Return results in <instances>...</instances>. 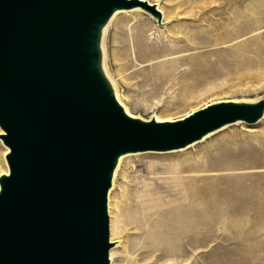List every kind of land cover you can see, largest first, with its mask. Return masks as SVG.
Masks as SVG:
<instances>
[{"label":"water","instance_id":"obj_1","mask_svg":"<svg viewBox=\"0 0 264 264\" xmlns=\"http://www.w3.org/2000/svg\"><path fill=\"white\" fill-rule=\"evenodd\" d=\"M140 0H0V264H110L108 195L122 155L187 147L264 98L211 103L185 118L129 114L102 65V31Z\"/></svg>","mask_w":264,"mask_h":264},{"label":"rangeland","instance_id":"obj_2","mask_svg":"<svg viewBox=\"0 0 264 264\" xmlns=\"http://www.w3.org/2000/svg\"><path fill=\"white\" fill-rule=\"evenodd\" d=\"M148 1L159 5L162 23L146 10L123 12L104 39L107 69L128 111L143 119L157 115L176 120L213 101L264 98V65L255 61L195 88L188 86L192 78L185 75L193 71L189 54H202L220 66L235 45L242 46L244 56L264 47V0ZM237 11L251 12L253 20L234 26ZM228 30L231 37L221 42ZM142 33L150 42L163 39L166 47L170 40L188 47L152 57ZM194 40L205 44L198 47ZM4 146L0 138L5 169L0 172L7 171ZM177 177L186 181V193L196 195L186 196L182 207L175 208L180 198L154 194L164 201L158 206L168 209L166 215H150L145 208L148 189L172 185ZM109 211L110 237L116 241L112 264H264V118L253 125H227L175 152L123 157L109 192ZM195 211L204 222L192 231Z\"/></svg>","mask_w":264,"mask_h":264},{"label":"bare ground","instance_id":"obj_3","mask_svg":"<svg viewBox=\"0 0 264 264\" xmlns=\"http://www.w3.org/2000/svg\"><path fill=\"white\" fill-rule=\"evenodd\" d=\"M140 1H144V2H147L149 5L151 6H155L156 7V10L160 12L161 16L163 17V14H162V11L160 10L159 8V5L157 7V4L156 3H151L150 1L148 0H140ZM259 8V7H258ZM260 9V8H259ZM136 10H140V11H143L144 9L138 5V6H134L132 8H128V9H118L114 12V14L112 15V17L110 18V20L108 21V23L105 25V27L103 28V31H102V39H101V49H102V65H103V69L107 75V77L109 78V80L111 81V84L114 88V91H115V94H116V97L118 99V101L123 105V107L125 108V110L133 115L130 111L127 110V108L125 107V105L121 102L122 98H121V94L119 92V88L115 82V80L113 81L110 76V71L107 69V64H106V52H105V47H104V39H105V36H106V32H107V28L108 26L112 23V21L114 20V18L120 14V13H123V12H131V11H136ZM145 11V10H144ZM258 11L256 10L255 13H257ZM235 18L232 20V23L233 25L235 26L237 23H246L249 21V19L251 20L252 19V16H251V12L250 14H243L242 12L241 13H235ZM162 19V18H161ZM253 20V19H252ZM256 20V18L254 19ZM228 36H225L223 38V40H221V42L225 41V39H229V37H231V34L228 30L227 32ZM239 34V33H238ZM199 35V34H198ZM193 37V36H192ZM140 39H143L144 43L146 44L145 46L147 47L148 50L151 51L150 55H152V57H157L158 55H160L161 53H163L164 51L167 52L168 54H173V53H177V52H183L187 49V45L183 44V45H175V40L171 41L170 40V47H166V45H168L163 39H158L159 41H147L146 39V36L144 33H142L140 35ZM203 40L207 41V42H210L208 37L207 36H203L202 38ZM198 40V39H197ZM200 42L202 41H199V42H196L194 40V44H196L198 47L200 46L199 44H201ZM203 43V42H202ZM205 44V43H203ZM208 44L210 43H207L206 45L208 46ZM240 44V43H239ZM191 46V44H190ZM194 46V45H193ZM192 46V47H193ZM236 48L233 49V53L231 54V57L230 58H222L220 60V63H222L220 66L218 64H215L217 63L215 60H211V59H208V57L206 56H202V54L200 55H197V56H201L202 58L200 57H197L195 55H192V54H189V59L191 61V67H192V72H187L185 75H190V77L192 78V81L191 83L188 85L190 86L191 88H195L196 86H200L201 84L203 85L205 82H208V79L211 78L212 76H228V75H232L234 74L236 71V69H241V68H244L246 67L247 65H249L250 63L252 62H257L259 63L262 67L264 65V47H256L254 50H252V53H254V56H250V55H246L244 56L245 54L239 52L240 51V48L242 47L241 45H235ZM236 49V50H235ZM216 50V49H215ZM235 50V51H234ZM212 51V49L210 50ZM188 55V54H185L184 57ZM218 65V66H217ZM226 67V68H224ZM211 69V70H209ZM240 76V75H239ZM115 82V83H114ZM192 90V89H191ZM222 90V89H221ZM227 91V90H226ZM187 92V91H186ZM185 94V93H184ZM187 95V94H186ZM182 96V95H181ZM184 96V95H183ZM229 100H233V101H254V100H246V99H224V100H217V101H213L211 103H216V102H222V101H229ZM209 103V104H211ZM209 104L205 105V106H208ZM204 106V107H205ZM203 108V107H202ZM201 109V108H200ZM199 110V109H198ZM196 111V110H194ZM192 111V112H194ZM192 112H190L189 114H191ZM188 114V115H189ZM186 115V116H188ZM135 116V115H134ZM186 116L182 117V118H185ZM152 118H155L156 120L158 121H170L171 119H167V120H162L159 116H154ZM182 118H179V119H182ZM264 118V116H263ZM262 118V119H263ZM261 119V120H262ZM178 120V119H176ZM259 120V121H261ZM258 121V122H259ZM241 123L240 121L238 122H235V124H239ZM5 133L3 130L2 132H0V134H3ZM212 133H209L207 134L206 136H204L202 139H200L199 141L205 139L206 137H208L209 135H211ZM196 142L194 143H191L190 145H188L187 147L191 146L192 144H195ZM6 147L7 151L5 152L4 155L7 154V152L9 151L8 147L7 146H4ZM187 147H184V148H180V149H173V150H169V151H152V152H175V150H182V149H185ZM139 153H143V152H136V153H129V154H125V155H122L119 159V162H118V165L115 169V172H114V177H113V183H112V187H113V184H114V178L116 176V172L118 170V167L120 165V162L122 160V158L124 157H127L129 156L130 154H139ZM7 166V171H4V172H0V175L1 174H4V173H8V164H6ZM0 170H5L4 169V163L3 161L1 160V164H0ZM172 177V176H171ZM175 179V178H174ZM176 179H179V180H175L176 182L173 183L172 185H166L165 183H161L159 185L158 188H152L151 190L148 189L150 191V194L147 195V200L145 202V208L149 210L150 212V215L152 214H159V215H166L167 213V209H165L163 206H161L159 204L158 206V203H161L163 204L162 202H159V201H162L160 199H158L159 201H157L156 197H153L154 194H157V193H160V192H165L166 194L168 195H172L174 198H180V203H178L175 208H181L182 207V202H183V199L187 197H191L193 198L196 193L193 191V190H190V193H186L185 191V185H186V181L184 182V180L180 179V178H176ZM171 182V181H170ZM192 185V184H191ZM178 186V187H177ZM111 187V188H112ZM111 190V189H110ZM194 200V199H193ZM144 206V205H143ZM170 207V206H169ZM144 208V207H143ZM142 209V208H141ZM109 195H108V213H109ZM147 212V211H146ZM191 213H189L190 215ZM149 215V216H150ZM109 217H110V213H109ZM161 219V218H160ZM192 220L190 221L189 223V229L192 230V231H197L198 228L202 225V223L204 222H200L199 220V216L197 214V212H193L192 213ZM221 221V220H219ZM229 221V220H228ZM162 222V221H161ZM176 224V223H175ZM206 224H209L208 222H206ZM110 231H111V226H110ZM191 231V232H192ZM182 232V231H181ZM111 238V237H110ZM111 241L116 245V241H113L111 239ZM114 248L115 246H113L110 250V264H112L111 260H112V257L114 256L115 252L114 251Z\"/></svg>","mask_w":264,"mask_h":264}]
</instances>
